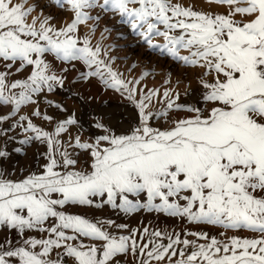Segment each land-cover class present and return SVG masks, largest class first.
I'll use <instances>...</instances> for the list:
<instances>
[{"label":"snow or ice","instance_id":"obj_1","mask_svg":"<svg viewBox=\"0 0 264 264\" xmlns=\"http://www.w3.org/2000/svg\"><path fill=\"white\" fill-rule=\"evenodd\" d=\"M0 264H264V0H0Z\"/></svg>","mask_w":264,"mask_h":264},{"label":"rangeland","instance_id":"obj_2","mask_svg":"<svg viewBox=\"0 0 264 264\" xmlns=\"http://www.w3.org/2000/svg\"><path fill=\"white\" fill-rule=\"evenodd\" d=\"M124 41H118V43H123ZM125 51L130 52L132 55H141V50L140 49H136V50H132V49H126Z\"/></svg>","mask_w":264,"mask_h":264}]
</instances>
